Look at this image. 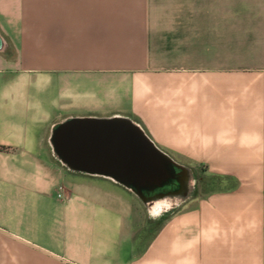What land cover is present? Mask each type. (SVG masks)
I'll use <instances>...</instances> for the list:
<instances>
[{
    "label": "crops",
    "instance_id": "0c3cea01",
    "mask_svg": "<svg viewBox=\"0 0 264 264\" xmlns=\"http://www.w3.org/2000/svg\"><path fill=\"white\" fill-rule=\"evenodd\" d=\"M91 117L207 183L142 228L128 190L52 153ZM0 264H264V0H0Z\"/></svg>",
    "mask_w": 264,
    "mask_h": 264
},
{
    "label": "water",
    "instance_id": "95a60500",
    "mask_svg": "<svg viewBox=\"0 0 264 264\" xmlns=\"http://www.w3.org/2000/svg\"><path fill=\"white\" fill-rule=\"evenodd\" d=\"M48 141L67 170L102 174L128 190L147 212L164 205L162 212L166 213L190 199L194 188L191 169L172 161L129 118H68L52 127ZM117 142L122 144L121 162L83 160V152L89 149L106 151L110 157Z\"/></svg>",
    "mask_w": 264,
    "mask_h": 264
},
{
    "label": "rangeland",
    "instance_id": "374dc122",
    "mask_svg": "<svg viewBox=\"0 0 264 264\" xmlns=\"http://www.w3.org/2000/svg\"><path fill=\"white\" fill-rule=\"evenodd\" d=\"M205 183H207V178L206 179L201 178L200 175L196 173V180L194 179V188H193V191L191 193L190 198L194 195V193H196V191H201V187ZM212 187H214V186H211L210 188H212ZM141 208H142V212H141L140 217H141V225L143 226L142 228H144V227L146 228L150 225V228L153 229L154 227H152L151 224L155 223L157 226L162 221V217L165 214L163 212H160L158 214H152L151 212H147L143 206Z\"/></svg>",
    "mask_w": 264,
    "mask_h": 264
},
{
    "label": "bare ground",
    "instance_id": "6f19581e",
    "mask_svg": "<svg viewBox=\"0 0 264 264\" xmlns=\"http://www.w3.org/2000/svg\"><path fill=\"white\" fill-rule=\"evenodd\" d=\"M165 207L166 206H162V205H160V206H157L156 208H154L152 211H151V213L152 214H158V213H160V212H162L164 209H165Z\"/></svg>",
    "mask_w": 264,
    "mask_h": 264
},
{
    "label": "trees",
    "instance_id": "16d2710c",
    "mask_svg": "<svg viewBox=\"0 0 264 264\" xmlns=\"http://www.w3.org/2000/svg\"><path fill=\"white\" fill-rule=\"evenodd\" d=\"M164 219V215H163V217H162V220Z\"/></svg>",
    "mask_w": 264,
    "mask_h": 264
},
{
    "label": "built area",
    "instance_id": "2783aa9c",
    "mask_svg": "<svg viewBox=\"0 0 264 264\" xmlns=\"http://www.w3.org/2000/svg\"><path fill=\"white\" fill-rule=\"evenodd\" d=\"M59 197H61V195H59Z\"/></svg>",
    "mask_w": 264,
    "mask_h": 264
}]
</instances>
